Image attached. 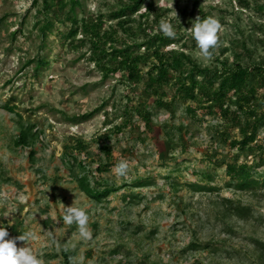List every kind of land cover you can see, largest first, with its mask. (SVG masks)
I'll return each mask as SVG.
<instances>
[{
	"label": "rangeland",
	"instance_id": "374dc122",
	"mask_svg": "<svg viewBox=\"0 0 264 264\" xmlns=\"http://www.w3.org/2000/svg\"><path fill=\"white\" fill-rule=\"evenodd\" d=\"M43 2L0 0V224L9 237L32 233L17 246H30L43 264H264V126L256 143L231 147L245 121L232 94L222 112L198 92L186 99L177 85L186 75L175 72L161 89L163 104L147 90L161 46L190 58L188 72L252 69L250 107L264 113V0H144L118 19L113 14L132 0H78L74 38L66 37L74 28L69 0H54L47 13ZM197 16L223 25L211 59L191 36ZM161 19L172 21L175 38L159 31ZM83 22L100 33L107 76ZM126 46L142 57L140 81L108 61L112 48ZM20 124L36 133L25 148L15 144ZM121 159L125 177L114 172ZM244 164L259 184L240 191L226 168ZM82 168L93 187L118 190L101 203L89 198L72 177ZM71 205L87 211L92 239L64 222Z\"/></svg>",
	"mask_w": 264,
	"mask_h": 264
},
{
	"label": "trees",
	"instance_id": "16d2710c",
	"mask_svg": "<svg viewBox=\"0 0 264 264\" xmlns=\"http://www.w3.org/2000/svg\"><path fill=\"white\" fill-rule=\"evenodd\" d=\"M144 0H132L131 5L124 6L113 14L114 19L125 17L127 12H135L139 9L141 3ZM71 5L70 12L66 16L67 19L71 22L74 28H71L66 37L74 38L78 32L77 27V18L75 16H71L74 13L75 7L79 6L78 0H69ZM62 4V2H61ZM63 5V4H62ZM54 0H44L43 2V11L48 12L51 9L55 8ZM126 21L121 20L118 21V24L124 27ZM51 22L47 21L46 25L41 29L43 35H45V31L50 28ZM83 27L85 28V33L90 34L92 38V46L97 49L96 54L98 58L96 59L97 64L100 65L101 69H103L106 73L105 76L108 75V70L106 65H102V57H100V53L102 56L107 55L105 50L100 47L102 38L100 37V33L95 29V26L91 24H86L83 22ZM157 42L164 46H168L170 43L169 38L159 35L156 37ZM114 42V41H112ZM161 46L154 50L152 53L156 55L157 64L153 65V74L149 78V84L147 85V90L149 94L156 97V101L158 104H163L162 96L163 93L161 89L170 81L171 72H175L178 74H185V79L179 80L177 82L178 90L183 94V97L186 99H196L197 92L200 93L201 98H205L208 103H210L209 107H219L221 112L223 111L225 102L227 99H230V95L232 94L234 98V106H236L237 113L244 114L245 121L243 124L238 126L240 139H235L230 142L231 147H239L245 148L250 144L256 143V135L259 127L264 126V113L258 114L256 109H252L250 104L252 100L255 99V90L253 86L247 89L248 83L251 77H255L253 74V70L250 68H243L240 65H237L234 68H223L221 70L211 71L209 69H200L196 66H193L189 72L185 69V63L191 64L190 58L185 56V54L181 52H167L164 53L161 51ZM110 53V59L108 60L110 64L114 65L116 61V70H124L126 72L127 81L137 82L141 80L140 72L138 70V65L141 62L142 57L138 54H135L133 51V47L126 46L122 49L112 48ZM43 59L38 58L36 64V70L41 67ZM257 72H261L260 68H255ZM187 71V72H186ZM211 74L212 77L210 80L206 79L205 74ZM203 76V80H198L197 77ZM5 108L9 111H13V108L9 106H5ZM189 112H192L189 109ZM227 113V112H224ZM146 115V114H145ZM146 125H149V115L145 116ZM36 138V133L33 132L32 126H24L20 124L19 134L15 140V144L19 147H28L30 146L34 139ZM104 151L108 154L109 150L105 147ZM107 169V164L105 166ZM104 168V169H105ZM110 169V168H109ZM82 170V171H81ZM78 172H73L72 177L75 179L79 189L86 194L89 198L95 200L98 203H101L103 199L109 197L111 193L118 190L115 186H105L103 189H99L96 186L93 187L91 185L88 176L84 173V168H82ZM96 171L98 173L103 172L102 167H97ZM227 176L234 181V187L240 191H247L257 186L259 181L252 178L251 171L249 167L244 164L238 167L234 165H228L226 168ZM264 183V177H263ZM145 181H137L136 187H141L145 185ZM197 187V186H196ZM202 189V188H198ZM260 248L264 251V244L260 243ZM201 247L200 245H191L189 249H196Z\"/></svg>",
	"mask_w": 264,
	"mask_h": 264
},
{
	"label": "clouds",
	"instance_id": "9594fccd",
	"mask_svg": "<svg viewBox=\"0 0 264 264\" xmlns=\"http://www.w3.org/2000/svg\"><path fill=\"white\" fill-rule=\"evenodd\" d=\"M223 25L214 16L206 18L196 17L191 23L190 32L200 50V55L205 59H211L214 48L219 41V33ZM159 31L169 38H175L176 30L171 20L161 19ZM129 163L121 159L114 167V172L119 177L128 174ZM63 220L66 224H76L80 236L85 240L92 239V231L88 227V214L85 208L79 206H64ZM32 233H25L15 238L9 237L7 227L0 224V264H43V261L33 252L30 246L18 247L17 241H28ZM48 235L55 241L51 232Z\"/></svg>",
	"mask_w": 264,
	"mask_h": 264
}]
</instances>
